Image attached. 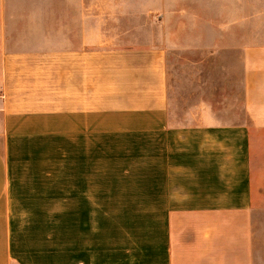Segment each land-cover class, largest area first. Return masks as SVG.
<instances>
[{
  "label": "crops",
  "instance_id": "obj_1",
  "mask_svg": "<svg viewBox=\"0 0 264 264\" xmlns=\"http://www.w3.org/2000/svg\"><path fill=\"white\" fill-rule=\"evenodd\" d=\"M187 30L195 59L241 60L238 114L196 103L192 122L175 118L168 61ZM0 94V264L69 257L55 253L60 231L13 212L19 151L35 175L150 159L165 197L159 264L262 263L264 0H0Z\"/></svg>",
  "mask_w": 264,
  "mask_h": 264
},
{
  "label": "rangeland",
  "instance_id": "obj_2",
  "mask_svg": "<svg viewBox=\"0 0 264 264\" xmlns=\"http://www.w3.org/2000/svg\"><path fill=\"white\" fill-rule=\"evenodd\" d=\"M167 27L168 34H174L175 21ZM149 32L155 34L154 30ZM183 33L181 39L173 38L168 61L175 118L192 122L198 111L190 118L187 108L196 103L208 104L219 115L229 103L236 104L238 114L241 60L195 59L201 54L194 52L191 31ZM16 144H22L21 138ZM13 157L8 189L13 212L34 228L52 229L54 235L61 232L55 253L69 254L67 260L62 257V264H73L78 257L82 264H159L158 235L163 224L161 218L158 220V199L165 201V197L156 189L158 176L156 181L150 159L141 157L138 162L134 156L107 161L103 155L97 157L95 170L47 174L44 170L51 168L46 167L35 175L31 174L34 168L24 166L22 152Z\"/></svg>",
  "mask_w": 264,
  "mask_h": 264
},
{
  "label": "built area",
  "instance_id": "obj_3",
  "mask_svg": "<svg viewBox=\"0 0 264 264\" xmlns=\"http://www.w3.org/2000/svg\"><path fill=\"white\" fill-rule=\"evenodd\" d=\"M2 98H3V94H0V101L2 100Z\"/></svg>",
  "mask_w": 264,
  "mask_h": 264
}]
</instances>
